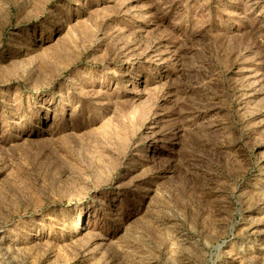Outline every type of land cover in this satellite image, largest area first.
<instances>
[{
    "label": "rangeland",
    "instance_id": "obj_1",
    "mask_svg": "<svg viewBox=\"0 0 264 264\" xmlns=\"http://www.w3.org/2000/svg\"><path fill=\"white\" fill-rule=\"evenodd\" d=\"M0 264H264V0H0Z\"/></svg>",
    "mask_w": 264,
    "mask_h": 264
}]
</instances>
